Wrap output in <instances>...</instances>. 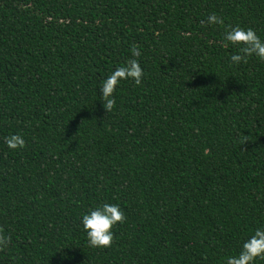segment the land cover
Listing matches in <instances>:
<instances>
[{"label":"trees","instance_id":"16d2710c","mask_svg":"<svg viewBox=\"0 0 264 264\" xmlns=\"http://www.w3.org/2000/svg\"><path fill=\"white\" fill-rule=\"evenodd\" d=\"M211 13L264 40V0H0V264H224L264 227V61L233 63ZM133 45L142 86L108 114ZM103 203L127 220L97 249Z\"/></svg>","mask_w":264,"mask_h":264},{"label":"clouds","instance_id":"9594fccd","mask_svg":"<svg viewBox=\"0 0 264 264\" xmlns=\"http://www.w3.org/2000/svg\"><path fill=\"white\" fill-rule=\"evenodd\" d=\"M206 23L224 28L223 40L237 50L230 57L233 63L246 64L251 57L264 61V40H261L254 29L242 26H226L224 18L215 13L209 14ZM131 56L132 58L116 68L103 81L99 89L101 92L100 99L108 114L112 113L116 107V92L122 81L131 80L136 86H142L145 73L138 59L141 56L138 46H132ZM248 142H250L248 135H243L241 143L245 145ZM5 143L13 151L23 149L26 144L24 138L19 134L6 137ZM126 220V214L118 204L103 203L95 209H90L87 214L82 216L81 221L87 234L88 245L97 249L111 248L115 243L114 229L126 223ZM11 243V236L6 235L5 229L0 227V251L8 248ZM257 260H264V227L257 228L242 243L240 252L237 255L227 257L224 264H256Z\"/></svg>","mask_w":264,"mask_h":264}]
</instances>
